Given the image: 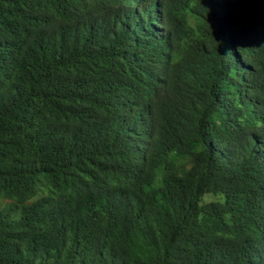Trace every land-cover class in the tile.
Here are the masks:
<instances>
[{
	"label": "trees",
	"instance_id": "16d2710c",
	"mask_svg": "<svg viewBox=\"0 0 264 264\" xmlns=\"http://www.w3.org/2000/svg\"><path fill=\"white\" fill-rule=\"evenodd\" d=\"M0 264H264V0H0Z\"/></svg>",
	"mask_w": 264,
	"mask_h": 264
}]
</instances>
